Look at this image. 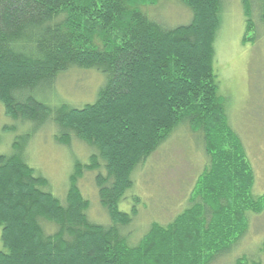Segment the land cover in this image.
I'll list each match as a JSON object with an SVG mask.
<instances>
[{"label":"trees","instance_id":"1","mask_svg":"<svg viewBox=\"0 0 264 264\" xmlns=\"http://www.w3.org/2000/svg\"><path fill=\"white\" fill-rule=\"evenodd\" d=\"M160 1L0 0L5 116L52 124L58 144L76 140L91 151L87 162L74 163L64 203L17 154L0 155V264H215L242 242L251 216L264 212V195L253 192L252 166L218 92L213 43L223 0H176L191 18L171 28L143 11ZM240 4L245 43L264 33V0ZM74 68L103 76L94 103L50 108L31 94L15 98L39 86L50 90ZM180 126L197 134L207 163L183 210L129 245L121 228L136 210L119 206L130 202L132 174ZM85 172L107 225L87 217L89 202L78 187ZM258 252L263 259L242 256L235 264H264V239Z\"/></svg>","mask_w":264,"mask_h":264},{"label":"rangeland","instance_id":"2","mask_svg":"<svg viewBox=\"0 0 264 264\" xmlns=\"http://www.w3.org/2000/svg\"><path fill=\"white\" fill-rule=\"evenodd\" d=\"M223 3L224 12L213 43L218 92L224 98L228 123L240 139L252 166L255 176L253 192L264 195V33L243 43L245 25L240 0H223ZM143 11L169 28L186 25L191 18L188 9L176 0H161L154 6L143 7ZM253 16L257 33L262 28L257 15ZM103 83L104 78L97 71L74 68L59 75L50 90L45 85L39 86L32 91L20 92L15 98L31 94L50 108L61 104L80 108L94 103ZM55 135L56 128L52 124L36 125L6 117L0 104V155L17 154L47 181V191L64 203L74 163L87 162L91 151L76 140H70L66 146L58 144ZM202 147L196 133L191 134L180 126L157 147L139 175L132 174L133 187L128 192L132 191L131 197L138 198L139 202L130 197L129 203L119 206L126 213L134 207L136 210L130 225L121 228L129 245H136L154 223L166 225L183 210L196 178L207 163ZM78 187L89 202L86 212L89 221L97 225L109 224L90 173H84ZM40 222L46 228L51 224ZM249 223L250 230L242 242L215 264H235L242 256L247 261L263 259L262 256L259 258L258 248L264 239V212L251 216ZM46 230L51 233L54 229L49 227Z\"/></svg>","mask_w":264,"mask_h":264}]
</instances>
